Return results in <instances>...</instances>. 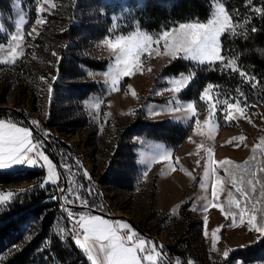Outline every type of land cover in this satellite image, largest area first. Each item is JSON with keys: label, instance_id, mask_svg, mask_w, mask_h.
<instances>
[{"label": "rangeland", "instance_id": "obj_1", "mask_svg": "<svg viewBox=\"0 0 264 264\" xmlns=\"http://www.w3.org/2000/svg\"><path fill=\"white\" fill-rule=\"evenodd\" d=\"M139 1L12 0L7 11L0 10V109L24 113L38 133L48 139L53 152L15 113L0 121L32 131L34 141L42 145L40 150L53 161L57 183L48 185L54 187L61 203L66 192L78 203L93 202L101 213L112 216L109 221L130 224L138 239L145 240V251L137 252L141 264H149L143 259L149 254L153 256L152 264H264V235L247 227L249 215H256L258 224L264 216V102L259 101L258 89L254 90L259 81L249 71L238 68L231 54L215 61L238 73L240 83L236 81L228 89L204 77L215 62L200 64L180 56L176 59L185 63V71L168 74L167 65L174 59L165 54L164 41L155 42L163 32L181 23L207 22L223 7L230 23L221 34L222 45L223 35L232 38L243 31V19L237 10L228 9L226 0H209L211 12L202 21L174 20L168 27L147 32L139 27L140 21L129 7L132 4L136 9ZM166 1L170 4L174 0H163V4ZM256 1L260 5L256 8L262 12L252 8L247 15H264V0ZM38 17L45 22L36 24ZM137 33L153 38L149 48L154 51L142 52L139 69H134L131 77H121L114 90L109 72L115 67L119 50L113 51L106 41ZM12 36L19 39L13 40ZM181 80L185 83L179 84ZM209 84L213 85L210 96L219 101L211 118L209 105L199 99ZM178 85L179 92L174 91ZM225 100L239 103L244 111L233 110L232 120L227 121ZM188 103L196 106V117L187 111ZM197 119L201 122L199 129L195 126ZM205 119H209L208 125L203 123ZM145 123H162L159 129L165 133L175 124L182 128L180 133L185 130L187 135L172 149L148 138ZM209 148L213 161H230L224 168L231 176L224 168L217 169L222 178L218 200L211 196L215 177L204 176ZM162 151L171 155L162 158ZM19 165L20 170L39 169L44 177L48 175L46 167ZM17 166L0 171H14ZM232 179L238 184L244 181L246 198L236 192ZM33 185V181L9 184L0 189V196L14 195ZM229 193L242 207L247 205L244 223L236 226H232V213H238V208L228 203ZM186 203L185 214L180 216ZM72 214L71 224L62 222L60 229L70 232L75 244L80 229L74 231L71 225H76L80 215L90 214ZM218 227L221 232L216 233L214 250L213 232ZM167 245L177 252L176 256L156 254ZM79 249L91 264L87 253ZM225 251L228 257H224ZM242 252L249 256H241Z\"/></svg>", "mask_w": 264, "mask_h": 264}, {"label": "trees", "instance_id": "obj_2", "mask_svg": "<svg viewBox=\"0 0 264 264\" xmlns=\"http://www.w3.org/2000/svg\"><path fill=\"white\" fill-rule=\"evenodd\" d=\"M11 1L0 0V10H6ZM162 1L140 0L136 9H133L132 4L129 5L136 21H140V28L147 32H155L162 26L168 27L174 20L202 21L211 12L209 0H174L170 4H167L168 1L163 4ZM246 2L247 0H226L228 9L237 10L240 19H243L244 28L239 35L232 38L228 34L222 36V56L233 55L238 68L242 67L244 71H249L250 75L259 81V86L254 90L258 89L259 101L264 102V90L262 91L261 88L264 87V54L261 53L264 50V15L257 14V11L252 16L247 15L252 8L260 5L256 0H251L248 4ZM185 66L180 59H174L167 65L166 73L175 75L185 71ZM237 74L236 71L224 69V64L215 62L204 77L213 84L228 89L230 86H235L236 81L240 83ZM11 113L13 112L10 109L1 108L0 119ZM160 125L162 123H145V133L148 138L160 140L172 149L177 148L187 135L185 130L180 133L178 130L182 128L175 124L170 125V131L167 133L160 131ZM44 176L45 173L39 169L0 171V189L9 184L34 182L32 187L21 190L9 201L0 204V264H89L80 249L72 242L70 232L66 234L61 230L60 224L65 221L68 225L71 224L66 216L69 212H86L95 215L73 206L97 208L94 207L93 202L86 205L84 202L72 203L74 200L66 192L65 199L67 198L69 206L61 203L54 187L48 185L40 188ZM74 176L77 180L78 176ZM78 181L83 179L79 178ZM186 207L187 203L182 207L180 216L185 214ZM161 251L166 252L168 256H176L177 253L168 245ZM257 253L258 251L254 252ZM241 256L247 257L249 253L242 252Z\"/></svg>", "mask_w": 264, "mask_h": 264}, {"label": "snow or ice", "instance_id": "obj_3", "mask_svg": "<svg viewBox=\"0 0 264 264\" xmlns=\"http://www.w3.org/2000/svg\"><path fill=\"white\" fill-rule=\"evenodd\" d=\"M50 2V0H46ZM42 8H37L38 13H43ZM255 11L260 12L261 9L256 8ZM45 21L42 18H37L35 23L38 25L43 24ZM229 16L225 13V9L220 7L217 9L216 15L208 19L207 22H194V23H181L178 27L173 28L172 31H165L161 36L156 38L155 42L159 44L160 41L165 42V54L169 55L172 59H176L182 56L185 60L196 61L200 64L205 62L213 63L215 61L222 60L220 37L221 34L229 27ZM13 40H18V36H12ZM153 40L150 36H144L142 34H134L131 36L117 35L115 42L111 39L106 43L113 51L119 50V54L116 56L115 67L110 69L109 76L113 89L115 90L121 77H131L134 75V69H139L140 56L142 52H148L149 54L154 49L149 48V42ZM23 55V51L19 53ZM13 59L15 58V51L12 52ZM55 55V53H53ZM121 64L123 67H121ZM236 69L233 68V71ZM241 76H244L243 72H240ZM185 81H179V84H184ZM213 89V85L209 84L203 91V94L199 97L201 101L209 105L208 116L213 117L214 112L217 110V104L219 101L212 96L210 92ZM179 85L174 91L179 92ZM51 92V87L49 88ZM135 96V92H132ZM227 112L224 113V118L227 121L232 120V111L239 110L243 112L244 109L239 103L232 104L224 101ZM187 111L191 113V117H196L198 110L193 103L186 105ZM35 123V122H33ZM200 121H195V126L199 129ZM205 125L210 123L209 119L203 121ZM211 138V137H210ZM243 140L244 137H240ZM42 145L36 143L33 139V133L26 127H18L14 123L6 124L5 121H0V169L9 168L14 165L24 164L30 167H46L48 175L45 177L43 183L40 184V188H45L49 183L55 185L57 183V177L54 172L53 161L41 151ZM208 158L205 165L204 176L206 178L215 177L212 184L211 196L213 200H218L220 189L222 185V178L219 176L217 169L224 168L225 165H229L230 161H213L212 151L209 148ZM171 155L169 152H161L162 158H167ZM42 161V163H41ZM213 164L216 167H213ZM227 175L231 176L227 168H224ZM84 175L90 179L87 172ZM146 175V173H145ZM231 183L235 187L236 192L240 193L242 197L247 196L244 188L242 187L244 181L241 180L239 184L236 179H232ZM249 185H253L252 180H248ZM201 184V187H204ZM253 191L255 188L253 186ZM61 192L65 189L61 188ZM13 194L8 193L6 196H0V203L10 198ZM232 194L229 193L230 205H235L238 208V213H232L233 221L232 226H236L237 223H244V214L247 210V205L241 206V202L231 198ZM68 203L67 198L65 204ZM76 203V201H72ZM212 207H217L213 204ZM69 219H73L72 212L68 213ZM238 216V219H237ZM260 223L257 222V216L251 214L247 219V227L249 231H256L264 235V216L260 217ZM205 219V223H206ZM77 227L80 229V233H77V239L75 244L83 249L84 253H87V259L91 264H141V259L137 255V252L145 251V240L138 239L137 232L127 222L116 221L115 223L108 219H103L99 215H80L78 220H75ZM221 232V228H216L213 232L212 247L216 248V233ZM82 234V239L79 238ZM207 235V232H205ZM155 250V249H154ZM96 252V255L93 253ZM158 256L161 252L156 253ZM224 257H228L229 252H224ZM144 260H147L149 264L153 262V256L151 254L145 255ZM239 264V262H238Z\"/></svg>", "mask_w": 264, "mask_h": 264}, {"label": "water", "instance_id": "obj_4", "mask_svg": "<svg viewBox=\"0 0 264 264\" xmlns=\"http://www.w3.org/2000/svg\"><path fill=\"white\" fill-rule=\"evenodd\" d=\"M8 109V108H7ZM9 109H11V108H9ZM12 111L11 112H13V113H15L20 119H21V121H23L24 123H25V125H27V127L29 128V129H31L35 134H37L38 135V137H40L41 139H43V141L46 143V145L49 147V150L51 151V152H53V150H51L52 149V146L50 145V143H49V141H48V139H46L42 134H40V133H38V131L35 129V127L33 126V125H31V122L27 119V117L24 115V113H22V112H19L18 110H15V109H11ZM18 111V112H17ZM54 158H55V163L58 165V161H57V157H55L54 156ZM58 167V169H59V166H57ZM60 170V169H59ZM60 173H61V171H60ZM61 175H62V173H61ZM62 178H63V183H64V185H65V178H64V176H62ZM62 203H64L65 204V200H63L62 201ZM66 206H69V204L67 203V204H65ZM71 207V206H70ZM74 208H76V209H79V210H84V211H87V212H89V213H91V214H95V215H99V216H101V217H104V218H112V216H110V215H108V214H104V213H101L100 211H97V210H95V209H92V208H89V207H83V206H73ZM159 252H161V255L163 256V257H165V253L164 252H162V251H160V250H158Z\"/></svg>", "mask_w": 264, "mask_h": 264}, {"label": "built area", "instance_id": "obj_5", "mask_svg": "<svg viewBox=\"0 0 264 264\" xmlns=\"http://www.w3.org/2000/svg\"><path fill=\"white\" fill-rule=\"evenodd\" d=\"M71 227H72V229H73L74 231H77V229H78L77 225H71Z\"/></svg>", "mask_w": 264, "mask_h": 264}, {"label": "crops", "instance_id": "obj_6", "mask_svg": "<svg viewBox=\"0 0 264 264\" xmlns=\"http://www.w3.org/2000/svg\"><path fill=\"white\" fill-rule=\"evenodd\" d=\"M21 165H18L16 168H14V170H17V169H20L21 167H20ZM22 168H26V166H23ZM12 171V170H11Z\"/></svg>", "mask_w": 264, "mask_h": 264}, {"label": "bare ground", "instance_id": "obj_7", "mask_svg": "<svg viewBox=\"0 0 264 264\" xmlns=\"http://www.w3.org/2000/svg\"><path fill=\"white\" fill-rule=\"evenodd\" d=\"M166 255V254H165Z\"/></svg>", "mask_w": 264, "mask_h": 264}]
</instances>
